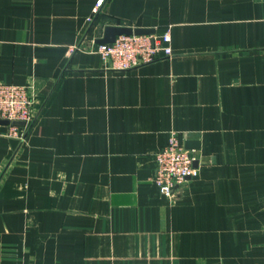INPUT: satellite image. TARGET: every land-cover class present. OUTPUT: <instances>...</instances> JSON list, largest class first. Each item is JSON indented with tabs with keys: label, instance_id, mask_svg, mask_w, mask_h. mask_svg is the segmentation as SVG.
Here are the masks:
<instances>
[{
	"label": "crops",
	"instance_id": "0c3cea01",
	"mask_svg": "<svg viewBox=\"0 0 264 264\" xmlns=\"http://www.w3.org/2000/svg\"><path fill=\"white\" fill-rule=\"evenodd\" d=\"M121 28L172 56L108 70ZM0 83L35 101L20 139L0 121V264H264V0H0ZM171 132L196 160L170 199Z\"/></svg>",
	"mask_w": 264,
	"mask_h": 264
},
{
	"label": "built area",
	"instance_id": "2783aa9c",
	"mask_svg": "<svg viewBox=\"0 0 264 264\" xmlns=\"http://www.w3.org/2000/svg\"><path fill=\"white\" fill-rule=\"evenodd\" d=\"M170 33L147 35H119L112 43L97 44L96 53L105 67L114 72H125L152 63L161 58H170ZM79 46L68 49V55ZM34 95L30 85L0 83V121H7L10 138L20 139L23 129L34 118ZM22 123L15 125L14 123ZM194 152L186 149L171 132L164 148L154 154V174L151 178L160 194L173 198L178 188L185 187L195 176Z\"/></svg>",
	"mask_w": 264,
	"mask_h": 264
},
{
	"label": "water",
	"instance_id": "95a60500",
	"mask_svg": "<svg viewBox=\"0 0 264 264\" xmlns=\"http://www.w3.org/2000/svg\"><path fill=\"white\" fill-rule=\"evenodd\" d=\"M154 32L152 31H149V30H143V29H130V28H121V29H118L116 30V33H115V36L110 39V40H107V41H102V42H98V44H107V43H112L115 38L119 35H132V34H135V35H147V34H153ZM2 123L4 124H8L7 121H1ZM15 125H22V123H14ZM193 147V145L191 143H186L185 144V148L186 149H191Z\"/></svg>",
	"mask_w": 264,
	"mask_h": 264
}]
</instances>
